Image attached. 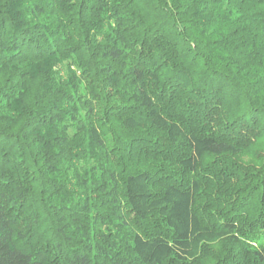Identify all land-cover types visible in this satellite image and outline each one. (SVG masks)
Instances as JSON below:
<instances>
[{"label": "trees", "instance_id": "trees-1", "mask_svg": "<svg viewBox=\"0 0 264 264\" xmlns=\"http://www.w3.org/2000/svg\"><path fill=\"white\" fill-rule=\"evenodd\" d=\"M0 264H264V0H0Z\"/></svg>", "mask_w": 264, "mask_h": 264}, {"label": "rangeland", "instance_id": "rangeland-1", "mask_svg": "<svg viewBox=\"0 0 264 264\" xmlns=\"http://www.w3.org/2000/svg\"><path fill=\"white\" fill-rule=\"evenodd\" d=\"M219 246L218 245H212L208 248V251H209V257H207L208 259H205V261H208V263L212 262L213 259H212V256L219 253Z\"/></svg>", "mask_w": 264, "mask_h": 264}]
</instances>
